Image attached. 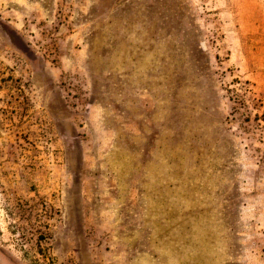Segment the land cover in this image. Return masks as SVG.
<instances>
[{
  "label": "rangeland",
  "instance_id": "rangeland-1",
  "mask_svg": "<svg viewBox=\"0 0 264 264\" xmlns=\"http://www.w3.org/2000/svg\"><path fill=\"white\" fill-rule=\"evenodd\" d=\"M0 264H264V0H0Z\"/></svg>",
  "mask_w": 264,
  "mask_h": 264
}]
</instances>
